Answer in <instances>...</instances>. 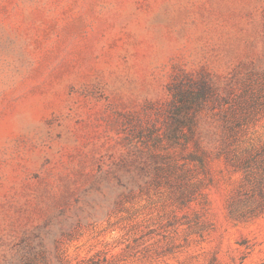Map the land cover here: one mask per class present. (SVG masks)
I'll use <instances>...</instances> for the list:
<instances>
[{
    "label": "rangeland",
    "instance_id": "rangeland-1",
    "mask_svg": "<svg viewBox=\"0 0 264 264\" xmlns=\"http://www.w3.org/2000/svg\"><path fill=\"white\" fill-rule=\"evenodd\" d=\"M250 70L264 0H0V264H264L168 142L173 91Z\"/></svg>",
    "mask_w": 264,
    "mask_h": 264
},
{
    "label": "trees",
    "instance_id": "trees-1",
    "mask_svg": "<svg viewBox=\"0 0 264 264\" xmlns=\"http://www.w3.org/2000/svg\"><path fill=\"white\" fill-rule=\"evenodd\" d=\"M171 101L168 142L181 146L182 162L174 168H180L185 184L194 190L211 182V166L221 162V173L231 184L227 217L247 222L264 215V70L248 71L240 92L232 85L190 82L173 91ZM206 108L209 119L202 121ZM213 125L218 132L210 129ZM199 173L202 177L194 182Z\"/></svg>",
    "mask_w": 264,
    "mask_h": 264
}]
</instances>
